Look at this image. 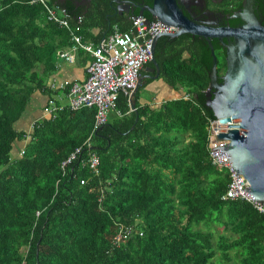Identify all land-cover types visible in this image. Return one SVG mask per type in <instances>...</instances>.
<instances>
[{
    "label": "trees",
    "instance_id": "1",
    "mask_svg": "<svg viewBox=\"0 0 264 264\" xmlns=\"http://www.w3.org/2000/svg\"><path fill=\"white\" fill-rule=\"evenodd\" d=\"M30 1L0 0V264H264V214L221 199L229 173L209 159L203 44L182 36L154 53L157 79L186 99L128 113L119 94L113 126L93 129V108H62L16 130L34 92L56 93L45 81L69 46L67 32ZM104 6L81 15L83 34L104 31L95 42L112 26L128 27L125 18L108 23ZM213 48L220 75L224 56ZM89 155L98 157L97 174L81 165Z\"/></svg>",
    "mask_w": 264,
    "mask_h": 264
},
{
    "label": "water",
    "instance_id": "2",
    "mask_svg": "<svg viewBox=\"0 0 264 264\" xmlns=\"http://www.w3.org/2000/svg\"><path fill=\"white\" fill-rule=\"evenodd\" d=\"M89 0H56L58 9L71 21L85 12ZM217 4L220 0H209ZM129 4L128 16L144 19L147 25L159 23L175 28L170 34L153 38L150 48L152 68L137 79L128 96L134 110V94L145 78L157 79L154 48L160 37L173 39L187 34L201 40L209 64L208 85L200 104L210 111L224 133H214L215 141H227L213 154L227 157L235 179L247 182V193L256 204H264V0H242L234 11L210 13L204 0H114ZM218 42L224 56V71L219 75L212 45ZM153 73V74H152ZM136 121V113L134 123ZM132 128V126H131ZM130 128V129H131ZM91 149V148H90Z\"/></svg>",
    "mask_w": 264,
    "mask_h": 264
},
{
    "label": "built area",
    "instance_id": "3",
    "mask_svg": "<svg viewBox=\"0 0 264 264\" xmlns=\"http://www.w3.org/2000/svg\"><path fill=\"white\" fill-rule=\"evenodd\" d=\"M30 4H38L43 10L47 22L64 29L70 41L68 51L60 50L57 59L66 63H73L75 52L81 50L88 54L90 60L85 66V78L81 81H60L52 78L46 87L51 92L61 93L67 103L65 106L56 105L54 99H49L42 109L43 117H49L54 112L66 108L76 111L82 108L94 109L93 129L106 123V114L113 109L119 94L126 98L135 88L137 79L143 66L150 60V48L154 37L160 34H170L175 31L165 26L147 25L145 20L128 19L129 27L126 31L115 30L102 38L97 45L84 44L79 35L82 16H78L72 25L69 17L57 6H49L44 0H31ZM226 125L217 124L216 120H209L207 124V149L209 159L218 169H225L229 173L230 182L221 199L242 200L250 203L260 214H264V204H256L249 200L250 196L243 192L247 182L240 175L237 179L231 171L227 157L213 154L215 148L224 146L227 141H215L214 133H224ZM79 148H75L60 165L65 167L75 160ZM99 160L96 155H89L81 165H87L93 174H97ZM80 184H83L81 181ZM125 235L118 234L113 239L117 246Z\"/></svg>",
    "mask_w": 264,
    "mask_h": 264
},
{
    "label": "crops",
    "instance_id": "4",
    "mask_svg": "<svg viewBox=\"0 0 264 264\" xmlns=\"http://www.w3.org/2000/svg\"><path fill=\"white\" fill-rule=\"evenodd\" d=\"M69 22L72 25L73 21H71L70 18H69ZM82 23H83V19H82ZM128 27H129V22H128ZM128 27L124 31H126L128 29ZM81 28H82V26H81ZM114 28L117 29L116 30L117 32H120L118 30V27L112 26L111 31L107 34V36L115 30ZM81 30H83V28L80 29L79 35L81 37L82 43H84V44L90 43L91 45H97L99 43V41L105 37V36H103L101 38L98 37L97 41L95 42L94 36L99 35L100 32H101V34H103L104 33L103 30L97 29V28H92L86 34H83ZM68 38H69V36H68ZM69 48H70V41H69V46L67 48L60 49V50L68 51ZM89 60H90V58H89L88 54H86L85 52H83L81 50H77L75 52V58H74L73 63H66L62 60L57 59L56 64H55V70L50 76H48V78L45 81V85L52 78H55L56 80H60V81H74V80L81 81V80H83L85 78L84 69H85V66ZM145 67H143L141 69L139 77L142 76V74H146V72L143 71V69ZM155 87L158 91H161L162 97H160V100L156 99L153 102V104L152 103L150 104L148 101L143 100L142 97H139L138 95H136L137 94V90H136V92L134 94V110L138 106H142V105H147L151 109L152 108L154 109L158 106L159 103L164 102L166 100L178 99L181 97L184 99L187 98L186 96H183V93H180L179 91H174L172 88H170L169 86H167L163 82L160 85L155 86ZM59 94H61V93L58 92V93H53V94H50L49 96H46L42 92H34L30 96V99H29V102L26 106L24 114L19 119V121L16 122V124L14 125V128L16 130H22V131L28 132L30 129V126L33 124V122H35L41 118H44L43 117L44 115L42 113V109L46 105L47 100L54 99L55 104L59 105L58 103H60V102L57 101V99L61 97ZM127 100H128V98H127ZM60 104L65 106L64 105L65 103H60ZM128 107H129V103H128ZM111 111H113V113ZM130 112H134V111L132 110V108L129 107L128 113H130ZM108 115L111 117V119L109 121H108ZM118 118H120V116L118 113H116L114 111V107H113V109L109 110L106 114V123L105 124L113 126V121L118 119ZM16 143L18 144V146L12 147L11 153L13 156H16V154H18L17 150H20V148L23 144L22 142H16Z\"/></svg>",
    "mask_w": 264,
    "mask_h": 264
},
{
    "label": "flooded vegetation",
    "instance_id": "5",
    "mask_svg": "<svg viewBox=\"0 0 264 264\" xmlns=\"http://www.w3.org/2000/svg\"><path fill=\"white\" fill-rule=\"evenodd\" d=\"M100 1H103L105 3V6L103 8V11L105 12L103 13H105L104 14L105 19L108 21V23L110 20L112 21L114 18H118V17L125 18L126 20L131 18L128 16L129 4H115L114 2H112L114 0H89L88 7L85 8V12L83 14L96 9L97 3ZM241 2L242 0H220L217 4H215V3H211L209 0H204V9L210 13H213L215 11L230 12L236 10V8L241 4ZM182 36H185L184 43H186L188 46L192 45L195 42L202 43L201 40H199L198 38H192V43H191V40L189 39L187 34L179 35L178 37H175L173 39L160 37L156 41L154 53L156 50H165L167 48V45L179 40ZM214 46H219L218 42L212 45V47ZM219 50H221V48H219ZM145 65L143 67H145Z\"/></svg>",
    "mask_w": 264,
    "mask_h": 264
},
{
    "label": "rangeland",
    "instance_id": "6",
    "mask_svg": "<svg viewBox=\"0 0 264 264\" xmlns=\"http://www.w3.org/2000/svg\"><path fill=\"white\" fill-rule=\"evenodd\" d=\"M143 75H146V74H142ZM162 83V80L160 79H148V78H145L143 80V83L140 84V87L138 88L137 90V94L139 97H142L143 100H146L148 101L150 104L157 99V100H160V97H162L161 95V91H158L156 89L155 86H158ZM180 93H182V91H179ZM61 97L57 99V101H59L60 103H67L66 101V98L62 95V94H59ZM58 103L60 106H63L62 104ZM64 104V105H65ZM113 113V111H111ZM111 119V117L108 115V121ZM18 146L17 143L14 144L13 147H16ZM237 264L236 260L234 259V261H230L228 264ZM217 264H225V262H223L221 259H218L217 260Z\"/></svg>",
    "mask_w": 264,
    "mask_h": 264
}]
</instances>
